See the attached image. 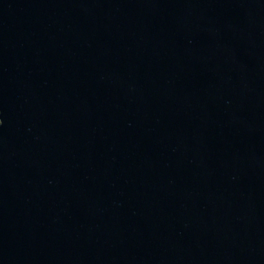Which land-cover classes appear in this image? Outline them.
Returning <instances> with one entry per match:
<instances>
[{
  "label": "water",
  "instance_id": "1",
  "mask_svg": "<svg viewBox=\"0 0 264 264\" xmlns=\"http://www.w3.org/2000/svg\"><path fill=\"white\" fill-rule=\"evenodd\" d=\"M0 264H264V0H0Z\"/></svg>",
  "mask_w": 264,
  "mask_h": 264
}]
</instances>
